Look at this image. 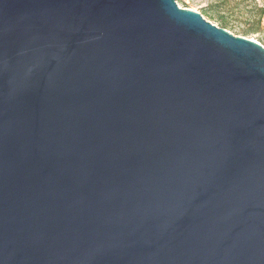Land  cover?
<instances>
[{
  "label": "water",
  "instance_id": "water-1",
  "mask_svg": "<svg viewBox=\"0 0 264 264\" xmlns=\"http://www.w3.org/2000/svg\"><path fill=\"white\" fill-rule=\"evenodd\" d=\"M0 264H264V45L177 0H0Z\"/></svg>",
  "mask_w": 264,
  "mask_h": 264
},
{
  "label": "rangeland",
  "instance_id": "rangeland-1",
  "mask_svg": "<svg viewBox=\"0 0 264 264\" xmlns=\"http://www.w3.org/2000/svg\"><path fill=\"white\" fill-rule=\"evenodd\" d=\"M181 7L202 12L209 4L219 0H177ZM264 0H228V7L221 10L230 23L229 31L259 41L264 45ZM213 22V21H211ZM218 25L217 22H213Z\"/></svg>",
  "mask_w": 264,
  "mask_h": 264
},
{
  "label": "trees",
  "instance_id": "trees-1",
  "mask_svg": "<svg viewBox=\"0 0 264 264\" xmlns=\"http://www.w3.org/2000/svg\"><path fill=\"white\" fill-rule=\"evenodd\" d=\"M226 7H228V0H219L218 3L209 4L201 13L208 20L217 22L219 26L229 29L228 17L225 14H221V10ZM261 11L264 12V8Z\"/></svg>",
  "mask_w": 264,
  "mask_h": 264
},
{
  "label": "built area",
  "instance_id": "built-area-1",
  "mask_svg": "<svg viewBox=\"0 0 264 264\" xmlns=\"http://www.w3.org/2000/svg\"><path fill=\"white\" fill-rule=\"evenodd\" d=\"M259 42V41H258Z\"/></svg>",
  "mask_w": 264,
  "mask_h": 264
}]
</instances>
